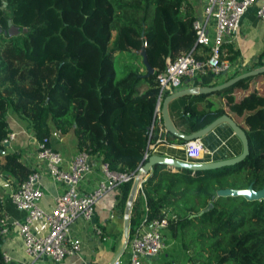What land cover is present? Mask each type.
<instances>
[{
  "label": "trees",
  "instance_id": "16d2710c",
  "mask_svg": "<svg viewBox=\"0 0 264 264\" xmlns=\"http://www.w3.org/2000/svg\"><path fill=\"white\" fill-rule=\"evenodd\" d=\"M195 18L188 0H0V35L5 39L0 45V151L6 150L7 115L25 123L37 141H48L53 131L71 135L78 151L100 157L118 174H134L157 140L183 144L164 131L160 119V132L155 126L156 76L182 53L205 57L207 48L194 44ZM8 20L17 36H7ZM140 51L152 73L140 63L142 71L135 67L115 80L114 55L127 52L141 61ZM237 55L229 44H221V60L230 65ZM262 66L258 59L252 68ZM228 75L221 79V73L206 71L192 79L193 86L214 87L239 72ZM167 95L163 92L161 100ZM211 95L221 98L223 106L195 105L210 94L177 98L189 97L190 102L174 128L188 135L226 115L245 134L246 157L202 172L153 165L130 207L128 242L142 225L164 219L167 235L178 238L188 254L187 264H264V201H211L222 189L264 188V73ZM0 171L19 182L30 173L10 152ZM131 182L119 186L123 206ZM209 203L210 210L195 216Z\"/></svg>",
  "mask_w": 264,
  "mask_h": 264
},
{
  "label": "built area",
  "instance_id": "2783aa9c",
  "mask_svg": "<svg viewBox=\"0 0 264 264\" xmlns=\"http://www.w3.org/2000/svg\"><path fill=\"white\" fill-rule=\"evenodd\" d=\"M200 13L191 23L195 46L207 48L204 58L197 59L192 52L178 55L172 62L165 64L157 76L158 99L154 109V122L158 130L159 104L163 92L172 93L185 79H193L210 71L214 75L230 72V65L220 59V46L224 37H231L236 32L240 19L250 6L254 5V16L264 23V0H202ZM212 22L213 37L209 36V23ZM145 47V43H142ZM159 123V125L156 124ZM150 127V131L153 129ZM26 134L25 131H21ZM35 142V160L42 165L50 177L63 185V193L54 198L51 211L43 212L37 203L42 196L38 184V173L33 171L21 181L10 193L9 200L13 207L24 213L23 221L7 222L0 217V237L8 227L15 228L21 240L22 252L34 261L41 257L53 263H59L65 257L79 252V241L70 234L72 223L82 218L90 219L96 201L104 194L119 188L122 184L132 181L135 174H118L109 170L107 164H100L101 178L94 190L82 193L77 185L82 176L89 170L90 156L84 151H78L70 160L66 170L61 169V157L53 151L46 139L37 141L30 133L26 134ZM50 138L59 139L60 132L53 131ZM15 139V134H8L2 140L5 145ZM160 141L157 140L156 143ZM185 162L198 161L202 154H209L203 148L199 139L183 144ZM5 151H0L4 156ZM147 154L144 155V159ZM42 221L46 226V234L35 236L29 227L33 222ZM143 232H137L127 243L128 258L125 264H142L145 258H154L164 249L163 231L167 227L164 219L151 220L145 224ZM3 263L9 258L2 257ZM25 264V263H18ZM113 264H122L118 259Z\"/></svg>",
  "mask_w": 264,
  "mask_h": 264
},
{
  "label": "crops",
  "instance_id": "0c3cea01",
  "mask_svg": "<svg viewBox=\"0 0 264 264\" xmlns=\"http://www.w3.org/2000/svg\"><path fill=\"white\" fill-rule=\"evenodd\" d=\"M194 9L196 16L200 13L202 0H188ZM209 36L213 37L212 22L209 23ZM114 37V33H112ZM223 44H229L238 53L235 61L230 64L231 72L235 69L239 74L252 70L253 65L259 59L264 63V23L254 16V5L250 6L240 19L238 28L231 37H224ZM201 48L195 54L201 55ZM224 53V48H221ZM127 53V52H126ZM129 54V53H128ZM135 67H141L134 62ZM142 65V64H141ZM229 73L222 74L221 79L228 77ZM193 87L192 79L182 80L174 91H181ZM173 91V92H174ZM167 106V113L172 123L178 121V114L182 107L190 102V98L176 100ZM212 105L211 109L223 106V100L215 95L206 97L201 103H195L203 109L204 103ZM171 104V105H170ZM8 131L15 134V139L5 145V153H15L18 161L21 162L30 172L38 173V184L42 192L37 205L43 212L51 211L54 198L63 193V185L55 182L40 163L35 160L36 146L26 134L29 133L25 123L18 121L12 115L6 116ZM159 125L158 122H156ZM162 125V124H161ZM180 128V127H179ZM25 131L26 134H22ZM177 131L184 133L177 129ZM160 132V131H159ZM203 148L209 154H202L198 161L192 163H208L222 161L233 158L240 154L241 145L238 139L232 134L226 124H219L213 130L199 139ZM184 144V142H183ZM183 144L156 143L149 148L151 155L169 157L178 161L185 162ZM49 147L59 153L61 157V169L66 170L72 157L78 152L75 140L69 134H61L59 139L50 138ZM3 156H0V164ZM89 170L80 179L77 189L82 193L94 190L101 178L100 164L98 156H90ZM20 182L8 174L0 171V217H5L7 222H22L24 213L16 210L9 200V195ZM126 205V203H125ZM125 205L121 203L120 188L114 189L101 196L95 203L90 219H76L71 227L70 234L79 241V252L76 255L65 257L59 263H53L41 257L34 261L30 260L22 252L21 240L15 228L8 227L5 234L0 237V249L2 257L9 258L4 264H109L117 254L122 243L123 217ZM147 228L142 225L137 232H143ZM35 236L46 234V226L42 221L33 222L29 227ZM164 249L154 258H145L142 264H168L170 258L169 244L174 241L167 235L166 229L163 231ZM128 258L127 245L118 257V260L125 264ZM187 264V262H186Z\"/></svg>",
  "mask_w": 264,
  "mask_h": 264
},
{
  "label": "water",
  "instance_id": "95a60500",
  "mask_svg": "<svg viewBox=\"0 0 264 264\" xmlns=\"http://www.w3.org/2000/svg\"><path fill=\"white\" fill-rule=\"evenodd\" d=\"M18 29L11 25L10 21H7V36L12 37L17 33ZM139 55L141 57V64L145 68L147 74L152 73V69L149 67L146 58L144 56L143 51L139 52ZM264 73V66L259 68H254L248 72L239 74L232 79L225 81L219 85H216L214 87H193L181 91H174L170 93L169 95L165 96L160 104H159V116L161 120L162 127L165 132L170 134L171 136L182 140L184 143L202 138L205 134L213 130L217 125L219 124H226L228 128L231 130L232 134L238 139L241 145V152L239 155L222 160V161H216V162H208V163H188V162H182L178 161L169 157H161L156 155H150L147 157V160L145 163H141V165L136 170V174L134 179L131 182L130 190L127 196L125 210H124V217H123V234H122V243L120 245V248L117 252V254L113 257V259L110 261L109 264H113L114 261L118 259V257L122 254L124 251L127 243H128V216L131 204L133 202V199L136 195V192L140 186V183L142 182V178L151 171V168L155 164L163 165L165 167L173 168V169H186L192 172H202V171H209L224 167H230L233 165H236L244 160V158L247 155V141L244 132L238 127L234 121L226 116L222 115L216 118L214 121L206 125L204 128L192 133L185 135L179 131H177L171 120L169 119L168 113H167V106L170 103V101L180 98L182 96H192V95H211L214 92L220 91L222 89H225L231 85H233L235 82L246 78L250 76H254L257 74H263ZM217 197H241L246 201H264V188L253 191L250 186H248L246 189H222L215 192V195L211 198V201L214 198ZM212 208V204L209 203L205 209L200 210L195 216H201L203 213L207 212ZM193 216V215H192ZM191 216V217H192Z\"/></svg>",
  "mask_w": 264,
  "mask_h": 264
},
{
  "label": "rangeland",
  "instance_id": "374dc122",
  "mask_svg": "<svg viewBox=\"0 0 264 264\" xmlns=\"http://www.w3.org/2000/svg\"><path fill=\"white\" fill-rule=\"evenodd\" d=\"M19 32L14 36H17ZM18 38H21L19 36ZM5 39L0 35V45L4 44ZM134 62L140 66V60H134L132 57L126 53H118L113 57V68L115 73V80H119L124 76L128 70H133L135 68ZM169 244L170 258L168 264H186L188 259V254L181 247V242L178 238H174V241L167 242Z\"/></svg>",
  "mask_w": 264,
  "mask_h": 264
}]
</instances>
